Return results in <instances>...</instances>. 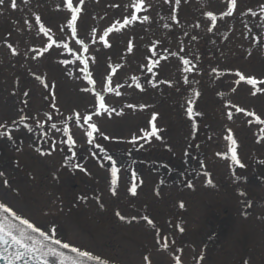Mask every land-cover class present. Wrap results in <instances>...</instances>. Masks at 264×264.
Here are the masks:
<instances>
[{
  "label": "rangeland",
  "instance_id": "374dc122",
  "mask_svg": "<svg viewBox=\"0 0 264 264\" xmlns=\"http://www.w3.org/2000/svg\"><path fill=\"white\" fill-rule=\"evenodd\" d=\"M130 2L84 0L80 5L73 0L82 9L75 38L66 28L70 12L63 0H17L15 9L11 0L0 5V172L5 173L0 202L112 264H175L177 256L181 264H264V124L235 110L241 107L264 120V90L252 95L251 85L236 83L237 72L264 79V0H238L234 15L224 19H219L223 0H181L179 5L145 0L147 12L137 15L146 14L149 21L138 19L109 33L105 39L111 47H104L99 36L130 18ZM208 11L218 16L211 32ZM36 16L56 42L47 52L43 48L51 42L39 31ZM77 56L88 59L94 86L84 78ZM65 59L69 63H62ZM184 59L190 61L189 72L183 70ZM150 60L159 61L151 72ZM109 73L120 95L103 91ZM96 92L114 112L93 114ZM75 113L92 115L90 122L110 138L94 134L88 144L87 125L82 119L77 125ZM153 113L161 139L132 143L133 136L151 131ZM65 126L76 142L71 150ZM229 129L244 168L217 155L227 153ZM106 154L122 161L115 196L109 191ZM133 182L135 196L127 191ZM116 212L127 219L121 221ZM145 215L154 226L142 219Z\"/></svg>",
  "mask_w": 264,
  "mask_h": 264
},
{
  "label": "snow or ice",
  "instance_id": "6c2138e0",
  "mask_svg": "<svg viewBox=\"0 0 264 264\" xmlns=\"http://www.w3.org/2000/svg\"><path fill=\"white\" fill-rule=\"evenodd\" d=\"M167 2V0H165ZM225 3V10L221 11L219 13V19H224L226 17H232L234 13L236 12L238 8V0H223ZM25 3H27V0H25ZM84 3V0H79V4L82 5ZM175 3L179 5L181 3V0H175ZM5 0H0V5H4ZM63 5L67 11L70 12V18L66 21V28L71 31V34L73 38L77 35V20L78 16L81 13V7L80 6H74L73 0H63ZM10 7L12 9L17 8V0H11ZM147 5L145 3V0H131L130 4L126 5V8L132 9L130 18L128 16H125L122 23L120 21L114 22L110 27L106 28L102 35L99 36L100 42L103 43L104 47H111L109 41L105 39L109 36V33L112 32H119L123 27L130 25L132 22L137 21L138 19L142 22L149 21L148 15L138 16V12H147ZM248 13L252 16H256V12L253 11V9L249 8ZM260 13L261 17L264 18V4L260 5ZM244 14V13H241ZM204 15L208 17L211 20L212 27L208 28V31L211 32L213 30V27H215L218 16L214 14L212 11L205 12ZM171 19L173 21L176 20L175 15V9H172ZM27 23V21H25ZM36 23L39 25V31L43 33L45 36L48 37V40L51 42L47 44L43 48V52H47L54 43H56L53 40V37L49 34L51 29L46 28L43 23H41V19L39 16H36ZM119 25V27L117 26ZM199 27V25H196ZM167 27V25H165ZM62 31L64 29H61ZM91 35L93 38L96 36V30L92 29ZM192 39H196V37H192ZM78 44L81 45L84 52L88 51L87 45L84 43L83 40H77ZM63 47L64 49H69L67 44L58 45ZM9 48L12 50V55H16V49L12 48L11 45H8ZM127 51L131 53L133 51V43L132 41L128 42ZM38 55L41 53H37ZM75 55V54H74ZM171 55H176V53H171ZM34 59L36 57H33ZM77 59H79L80 64L83 65V68L81 69V72L84 75V78L87 80L88 85H95L96 81L92 78V73L89 71V63L88 59H84L80 56H77ZM94 62V58H91ZM62 63L67 64L69 61L67 59L63 60ZM158 60H150L148 65H146L147 70L149 72L152 71V68L154 65L158 64ZM182 63L184 65V71L189 72L192 70V68L189 67L190 61L184 59L182 60ZM194 67V66H193ZM213 72H216V69L212 70ZM115 72V69H112V73ZM112 73H109L104 80L106 82L102 83V89L104 92H114L115 89L111 87V80H112ZM236 76L239 77V80L236 81V83H239L240 81H245L248 85H251L255 91H253L252 95H256L257 92L262 91L264 89H261L257 87L258 85H264V79H257L255 76H245L244 74L237 72ZM37 79H40L37 77ZM133 81L136 80V77L132 78ZM136 87L139 88L140 85L137 83ZM84 91H94L93 89L85 88ZM116 95H120V92L115 91ZM25 95H28V93H25ZM196 95H199L197 92ZM129 108L136 107L134 105L129 104ZM141 109L146 107L145 105L139 106ZM235 107V106H234ZM236 112L238 113H244L247 116H255V120L258 124H264V120H262L259 116H256L253 112H247L245 109L241 107H235ZM115 109L110 108L105 103V97L103 94L96 92L95 93V109H94V115L100 116L102 113H111L114 112ZM189 117L193 115V110L191 107L187 110ZM76 117V124H81V119L84 125H87V128L85 129V133L87 136V143L93 144L94 143V134H99L103 136L105 140H108L110 137L107 135H104V133L100 132L98 126L96 123L90 122L93 119L92 115H83L81 117L80 113L74 114ZM228 118L232 119V113L229 112ZM27 119L25 116H21L20 120L23 121ZM50 119V117H49ZM157 119V114L153 113L152 118L149 121V124L151 125V131L145 132L142 137L133 136L132 137V143H135L138 139H145L148 140L151 137H155L156 139H161V137L158 135L160 129L157 128L155 121ZM39 127H42L43 125H38ZM4 125L0 124V128H3ZM53 128L56 127L55 124L52 125ZM195 127V125L193 126ZM65 135L68 136L67 144L69 145V150H71L75 146V140L73 139L72 135L69 134V128L67 126L63 129ZM3 135V134H0ZM7 139L11 140V136H7ZM225 139L228 141V148L227 153H217L218 156H224L225 158H229L231 160V163L238 166L239 168H244L245 165L240 161L238 155H237V141L234 138L231 129L228 130V135L225 137ZM99 147V145H97ZM101 151H104L103 148L100 149ZM50 153H41V155H47ZM187 154V153H186ZM230 154V155H229ZM104 159L110 162V188L109 191L113 196L117 194V186H118V180L119 176L118 174L121 171V167L118 166L122 163V161L117 160L112 155H105ZM203 166V165H201ZM74 167L79 168L81 171H86L85 169L81 168L80 165H74ZM4 172H0V176H4ZM133 181H135L136 173H132ZM4 185L7 186L9 184V181L5 180L3 181ZM209 185L212 183L210 180L207 182ZM189 188H192L193 185L189 183L187 185ZM127 191L132 195H137V184L133 182L131 184V187L127 189ZM83 199V197H81ZM102 206V205H101ZM181 208L184 207V204L181 203L179 205ZM251 207V205H249ZM116 216L121 220L125 221L127 218L123 216L120 212H116ZM133 220L136 219V217L132 218ZM142 219L147 222L148 225L154 226V222L152 219H150L147 215L143 216ZM179 227V226H177ZM179 231L183 232L184 229L182 227H179ZM157 243H160L157 241ZM162 248L167 249L168 244L163 243ZM61 249L68 250L71 253H74V256L68 257L66 256L64 251H61ZM179 251V249H178ZM50 258L51 264H109V261L102 259L98 255H94L90 251L81 250L78 247L72 246L69 243L63 242L57 235V229L52 228L51 230H48L47 228L38 226L34 224L29 219L25 218L21 214H19L17 211H15L12 207L7 205L6 203L0 202V261H3V264H50ZM145 261H149V257H144ZM200 260H203V256L200 257ZM175 264H181V258L179 256L175 257ZM199 264V262H198ZM245 264H247V261H245Z\"/></svg>",
  "mask_w": 264,
  "mask_h": 264
}]
</instances>
